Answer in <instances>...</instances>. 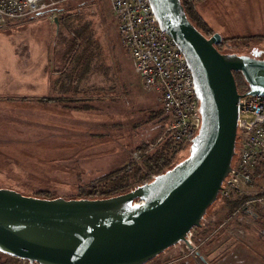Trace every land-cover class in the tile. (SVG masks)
<instances>
[{
  "label": "rangeland",
  "instance_id": "obj_1",
  "mask_svg": "<svg viewBox=\"0 0 264 264\" xmlns=\"http://www.w3.org/2000/svg\"><path fill=\"white\" fill-rule=\"evenodd\" d=\"M58 5L73 15L70 30L89 23L80 35L78 51L73 49L69 31L45 15L0 25V188L23 196L46 191L69 199L78 185L125 165L137 146L164 141L159 137L169 114L162 111L157 94L145 89L133 74L109 0H62ZM193 11L188 20L205 36L264 35V0H200L193 4ZM24 37L32 38L30 47L38 43L51 47L55 60H61L58 73H64L67 65L79 74L86 58L85 71L76 83L71 82V94L66 93L68 85L58 84L52 91L73 101L42 103L34 95L51 92L15 89L16 83L9 88L8 79L21 80L15 72L18 66L13 68V57L26 51ZM253 50L264 57V39H251L230 49L237 54ZM71 56L75 60L69 65ZM187 148L179 149L172 164L186 156ZM259 169L252 177L251 184H256L247 193L251 196L259 188L264 190V166ZM243 206L245 212L230 213L198 242L191 233L193 249L177 243L161 252L156 264H264V214H250L263 212L264 207L253 201ZM222 216L223 209L215 200L201 219L211 224Z\"/></svg>",
  "mask_w": 264,
  "mask_h": 264
},
{
  "label": "water",
  "instance_id": "obj_2",
  "mask_svg": "<svg viewBox=\"0 0 264 264\" xmlns=\"http://www.w3.org/2000/svg\"><path fill=\"white\" fill-rule=\"evenodd\" d=\"M148 3L182 53L198 101L200 122L186 156L150 181L105 198L46 199L0 188V253L28 264H144L177 243L191 248L186 235L200 225L230 170L237 100L264 96V57L219 52L221 37L203 35L180 0ZM232 71L245 81L244 93L237 92Z\"/></svg>",
  "mask_w": 264,
  "mask_h": 264
},
{
  "label": "built area",
  "instance_id": "obj_3",
  "mask_svg": "<svg viewBox=\"0 0 264 264\" xmlns=\"http://www.w3.org/2000/svg\"><path fill=\"white\" fill-rule=\"evenodd\" d=\"M61 1L0 0V25L52 12ZM109 6L131 59L133 74L145 89L157 94L162 111L169 114L159 139L187 148L198 129L200 118L191 74L182 53L160 28L148 0H109ZM237 109L234 158L221 183L218 199L229 194L249 193L256 160L264 153V96L242 95L237 100ZM131 160L137 162L139 154L133 153ZM153 176L141 177L139 184L150 181ZM252 201L264 204L263 188L257 189L255 196L234 209L232 214L245 207L244 203ZM190 234L187 233L186 239L193 249ZM16 264L28 263L19 259Z\"/></svg>",
  "mask_w": 264,
  "mask_h": 264
},
{
  "label": "trees",
  "instance_id": "obj_4",
  "mask_svg": "<svg viewBox=\"0 0 264 264\" xmlns=\"http://www.w3.org/2000/svg\"><path fill=\"white\" fill-rule=\"evenodd\" d=\"M198 1L200 0H180V3L184 9L187 18H190L189 14L191 12H194L193 4ZM55 11L56 13L54 14V17L56 18L57 27L64 28L65 30L69 31V33L72 36L71 44L73 45V49L75 51H78L77 48L81 45L80 35H82L83 32L88 29L87 27L89 26V23L88 22L82 23L78 27V29L70 30L68 27V23L72 19L73 15L69 13H64L61 8H57ZM210 34L211 33L208 34L206 33V36ZM251 39H255V40L264 39V35L242 36V37L235 36L229 38L221 37L220 42L215 45V48L219 52H228L230 51L231 48L237 45L247 44ZM83 59L85 60L82 63V68L85 69L84 65L86 58ZM80 74L81 73L77 74L75 78L72 79V81L76 82L77 79L80 78ZM232 76L237 92L244 93L245 90L247 89V85L243 80L241 74L238 71H232ZM52 100H57V98L41 99L42 102H47ZM58 100L73 101V98L61 96L60 98H58ZM180 148L181 147L179 145L174 144L168 140H164L149 147L145 145L137 146L134 149V151H136L139 154V160L137 162H134L133 160L130 159L122 167L117 168L102 177L94 178L84 183L83 185H78L75 194L71 198H88V199L105 198L127 192L131 188H133L134 185L139 183V179L141 177L148 176L150 174L157 175L163 172L164 170H166L167 168H169L173 163L175 155ZM259 158L260 156L257 158L258 164L254 166L253 177L254 175L259 174L260 171L259 167L264 166V160H263L264 157L260 159ZM35 197L50 199L55 197V195L53 194L51 195L49 192L44 191L36 194ZM253 197L254 196H251L250 194L244 193L240 195L229 194V196L226 198L218 199V195H217L215 200L219 202V208L223 209L222 218L211 224L203 223L202 221L203 219H201L200 225L197 227H193L190 230V232L192 233L193 240L195 242H198L200 238L205 237L214 228H217L220 222L226 219L227 216L230 215V213H232L234 209H236L246 200L251 199ZM211 204L209 206H211ZM244 208L245 207H241L240 211H243ZM160 254L161 253L157 254L155 257L146 261L144 264H156L158 262V258ZM18 260L19 258L0 253L1 263L12 264L17 262Z\"/></svg>",
  "mask_w": 264,
  "mask_h": 264
},
{
  "label": "crops",
  "instance_id": "obj_5",
  "mask_svg": "<svg viewBox=\"0 0 264 264\" xmlns=\"http://www.w3.org/2000/svg\"><path fill=\"white\" fill-rule=\"evenodd\" d=\"M60 8L59 5L56 6V8L54 10H52V12H42V13H38L35 14L31 17H28V19L33 18L35 16H40V15H45L49 20L51 19V21L53 22L52 18L54 17V14L56 13V9ZM25 18L24 21L28 20ZM23 21V22H24ZM15 22V21H13ZM12 23V22H9ZM54 23V22H53ZM8 24V23H7ZM6 25V24H5ZM55 25V24H54ZM56 26V25H55ZM57 29V27H56ZM58 30V29H57ZM24 39H26L24 42L27 44V48L26 51L23 52V55L21 57H17L14 56L13 58V68L15 70V67L18 66V69L15 70V72H17L19 74V77H21V80H15L12 81L10 79L7 80V84L9 85L10 83L12 84H19L17 85V87H15V89H23V90H28L31 92H39V90H42L43 92H51L49 93V95H34L35 96V100L37 101H41V99L44 98H48V99H54V98H60L61 96H57L55 95L52 91L55 90L56 86L62 85V86H66L68 85V88L66 89V93L67 94H71V81L72 79L75 78L76 74L74 72H76V68H69V66H65L64 69V73L60 72L58 73V71L62 70V69H58L57 65L61 62V60H55L54 57V53L55 52H50L51 47L46 46L45 44L43 45H39V43L36 46L30 47V43L31 41V37H24ZM35 40V38H34ZM34 42L37 43V42ZM30 44V45H29ZM29 49H32V52H29ZM73 53V52H72ZM72 56L71 58L68 59L67 64H71L72 63ZM17 63V64H16ZM70 69V70H69ZM83 71H85V69L81 68L80 73H82ZM6 74V73H5ZM75 82V81H72ZM76 83V82H75ZM76 85V84H75ZM10 88V85H9ZM14 88V87H13ZM12 89V88H10ZM76 90V87H75ZM68 98H72V97H68ZM49 102V101H47ZM47 102H42V103H47ZM264 155L260 156V158H263ZM259 158V159H260ZM257 164H258V160H257ZM255 164V166L257 165ZM256 184V182H254ZM251 184L250 188H253ZM259 186V184H257ZM251 193V192H249ZM261 205L264 207V204H259L258 206ZM247 207V206H246ZM248 209H246L247 211ZM249 211V210H248ZM258 211V212H257ZM256 212H250V214H264V210L262 212V210H257ZM245 212V208L244 211Z\"/></svg>",
  "mask_w": 264,
  "mask_h": 264
},
{
  "label": "flooded vegetation",
  "instance_id": "obj_6",
  "mask_svg": "<svg viewBox=\"0 0 264 264\" xmlns=\"http://www.w3.org/2000/svg\"><path fill=\"white\" fill-rule=\"evenodd\" d=\"M248 55H252V56H254V57H259L260 55H259V53H258V51H255V50H253L250 54H248Z\"/></svg>",
  "mask_w": 264,
  "mask_h": 264
}]
</instances>
